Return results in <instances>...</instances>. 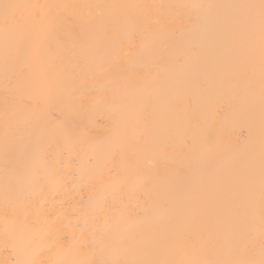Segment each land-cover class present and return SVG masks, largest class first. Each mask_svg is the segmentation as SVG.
Instances as JSON below:
<instances>
[{
  "label": "bare ground",
  "instance_id": "1",
  "mask_svg": "<svg viewBox=\"0 0 264 264\" xmlns=\"http://www.w3.org/2000/svg\"><path fill=\"white\" fill-rule=\"evenodd\" d=\"M4 3L0 264H259L260 0Z\"/></svg>",
  "mask_w": 264,
  "mask_h": 264
},
{
  "label": "snow or ice",
  "instance_id": "2",
  "mask_svg": "<svg viewBox=\"0 0 264 264\" xmlns=\"http://www.w3.org/2000/svg\"><path fill=\"white\" fill-rule=\"evenodd\" d=\"M16 7L15 5L4 3L0 4V9H3L5 18H7L9 11ZM243 7H256L255 5H247ZM260 8V32H261V51L262 56H264V0H260L259 4ZM251 22V20H250ZM47 159V154H41L39 150L33 153L31 161L28 163L27 167L29 169L35 167L40 161ZM262 203H264V200H262ZM69 264H87V262H69ZM221 264H254L252 261H246V262H221ZM259 264H264V259H261Z\"/></svg>",
  "mask_w": 264,
  "mask_h": 264
}]
</instances>
